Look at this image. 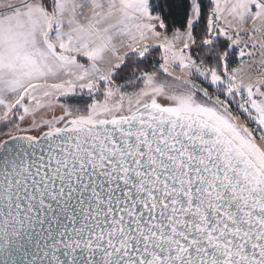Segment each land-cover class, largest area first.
<instances>
[{
  "label": "snow or ice",
  "instance_id": "1",
  "mask_svg": "<svg viewBox=\"0 0 264 264\" xmlns=\"http://www.w3.org/2000/svg\"><path fill=\"white\" fill-rule=\"evenodd\" d=\"M0 264H264V0H0Z\"/></svg>",
  "mask_w": 264,
  "mask_h": 264
}]
</instances>
